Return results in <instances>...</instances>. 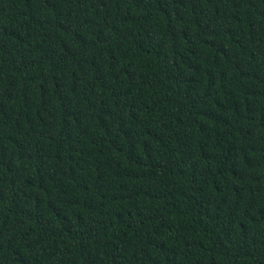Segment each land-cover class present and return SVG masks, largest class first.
Here are the masks:
<instances>
[{"label": "trees", "instance_id": "trees-1", "mask_svg": "<svg viewBox=\"0 0 264 264\" xmlns=\"http://www.w3.org/2000/svg\"><path fill=\"white\" fill-rule=\"evenodd\" d=\"M0 264H264V0H0Z\"/></svg>", "mask_w": 264, "mask_h": 264}]
</instances>
